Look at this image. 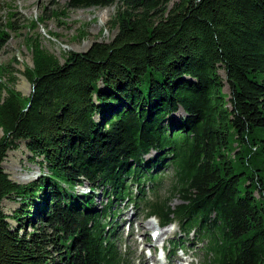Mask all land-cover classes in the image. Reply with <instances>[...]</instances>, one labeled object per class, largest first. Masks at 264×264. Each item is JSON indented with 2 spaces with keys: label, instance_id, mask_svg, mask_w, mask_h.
I'll use <instances>...</instances> for the list:
<instances>
[{
  "label": "trees",
  "instance_id": "trees-1",
  "mask_svg": "<svg viewBox=\"0 0 264 264\" xmlns=\"http://www.w3.org/2000/svg\"><path fill=\"white\" fill-rule=\"evenodd\" d=\"M169 3L69 0L115 5L113 37L62 62L35 42L30 93L0 81V264H131L115 227L122 203L176 224L170 251L192 232L200 264H264V0ZM19 141L47 171L27 183L2 166Z\"/></svg>",
  "mask_w": 264,
  "mask_h": 264
},
{
  "label": "rangeland",
  "instance_id": "rangeland-1",
  "mask_svg": "<svg viewBox=\"0 0 264 264\" xmlns=\"http://www.w3.org/2000/svg\"><path fill=\"white\" fill-rule=\"evenodd\" d=\"M68 1L0 0V28L7 38L5 45L0 49V65L7 67L6 73L0 79L2 83H6L7 79L13 76L14 88L23 95L30 93L31 84L23 75V70L26 66H32V44L35 42L62 62L67 51L81 52L95 40L109 41L113 37L115 29H109L106 22L113 16L115 5L70 8ZM175 1L177 0H170L168 7H171ZM11 22L13 26L9 28L7 23ZM32 22L34 25L31 24ZM219 72L224 81L223 91L229 93L225 73L223 70ZM4 94L5 92L2 91L1 96ZM181 114H183L182 111H179L174 114V117ZM151 155H147L146 158ZM38 160L41 158L33 161L25 141H19L15 149L7 152L2 166L11 179L19 183H27L41 173H47ZM165 171L167 174L171 172L169 168ZM167 188L168 179L160 185L161 194H166ZM87 191L88 187L85 183L75 188V192ZM17 201L11 198L3 199L4 212L10 214L19 206ZM94 201L96 206L100 207L106 199L98 194ZM180 202L176 197L171 205L175 206ZM115 220L118 244L122 250L128 252L131 264H200L203 260V243L193 236L192 232L188 237L190 244L187 242L184 248H178L175 252L170 251L173 248L171 241L178 239V226L170 224L160 227L156 218L145 217L135 209L132 203L128 205L122 203ZM10 223L15 225L13 221ZM157 231L158 236L152 238V234ZM160 254L168 255V261L167 259L162 261L159 258Z\"/></svg>",
  "mask_w": 264,
  "mask_h": 264
},
{
  "label": "bare ground",
  "instance_id": "bare-ground-1",
  "mask_svg": "<svg viewBox=\"0 0 264 264\" xmlns=\"http://www.w3.org/2000/svg\"><path fill=\"white\" fill-rule=\"evenodd\" d=\"M153 231V230H152ZM156 241H158V239H156Z\"/></svg>",
  "mask_w": 264,
  "mask_h": 264
}]
</instances>
